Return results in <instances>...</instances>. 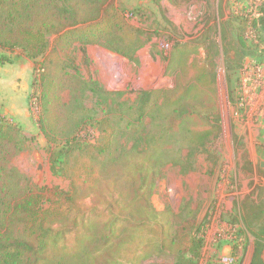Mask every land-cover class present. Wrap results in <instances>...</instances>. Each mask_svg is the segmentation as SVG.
<instances>
[{
  "label": "trees",
  "instance_id": "1",
  "mask_svg": "<svg viewBox=\"0 0 264 264\" xmlns=\"http://www.w3.org/2000/svg\"><path fill=\"white\" fill-rule=\"evenodd\" d=\"M162 1L151 0L158 7ZM165 1L180 6L190 0ZM125 16L113 0H0V49H19L33 63L39 124L55 148L51 170L70 182L67 190L37 188L10 166L25 136L0 117V264H123L127 252H135L139 264L154 252L180 261L199 247L166 233L171 226L150 196L166 163L179 164L183 148L203 147L220 130L211 100L213 64L208 58L198 63V44L176 41L168 60L174 86L120 101L122 92L104 90L79 70L82 64L89 73L91 45L135 61L143 33ZM260 26L264 36V22ZM66 90L91 92L101 108L64 104ZM89 125L97 130L93 140ZM260 252L253 251L250 264H263Z\"/></svg>",
  "mask_w": 264,
  "mask_h": 264
},
{
  "label": "rangeland",
  "instance_id": "2",
  "mask_svg": "<svg viewBox=\"0 0 264 264\" xmlns=\"http://www.w3.org/2000/svg\"><path fill=\"white\" fill-rule=\"evenodd\" d=\"M113 1L125 11L126 21L143 33L144 44L135 61L89 46V73L80 63L83 79L92 78L106 91H120V101L132 102L139 91L174 86V72L168 69L172 43L198 44V63L208 58L213 64L211 100L220 119L219 132L205 146L183 148L179 164L169 162L160 169L150 196L152 207L164 212V223L171 226L166 233L199 247L180 261L165 253L144 254L140 264H250L255 249L261 250L264 264V0H190L180 6L163 0L159 7L151 0ZM55 40L49 38V50ZM76 56L79 61L77 48ZM229 68L233 83L228 87ZM35 72L19 49H0V117L20 126L25 136L10 166L37 188L67 190L69 179L51 170L55 148L39 124ZM62 98L69 106L82 102L87 108H101L89 91L66 90ZM209 120L214 122V117ZM88 130L93 140L96 129L89 125ZM74 161L70 157L71 165ZM60 164L55 163L58 170ZM128 254L123 264H139L135 252Z\"/></svg>",
  "mask_w": 264,
  "mask_h": 264
},
{
  "label": "crops",
  "instance_id": "3",
  "mask_svg": "<svg viewBox=\"0 0 264 264\" xmlns=\"http://www.w3.org/2000/svg\"><path fill=\"white\" fill-rule=\"evenodd\" d=\"M88 47H89V46H88ZM88 47H87V48H88ZM1 81H2V80H1ZM13 81H14V80H13ZM14 82H15V81H14ZM1 84H5V83H1ZM13 87H15V84L13 85Z\"/></svg>",
  "mask_w": 264,
  "mask_h": 264
}]
</instances>
